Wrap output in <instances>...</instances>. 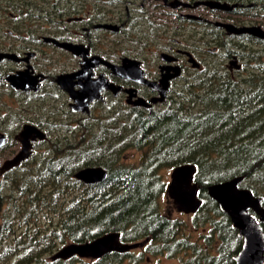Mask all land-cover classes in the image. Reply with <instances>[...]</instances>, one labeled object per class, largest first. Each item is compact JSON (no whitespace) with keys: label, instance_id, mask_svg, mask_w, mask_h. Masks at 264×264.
Instances as JSON below:
<instances>
[{"label":"trees","instance_id":"16d2710c","mask_svg":"<svg viewBox=\"0 0 264 264\" xmlns=\"http://www.w3.org/2000/svg\"><path fill=\"white\" fill-rule=\"evenodd\" d=\"M26 1L6 0L9 11L23 19L43 12L25 10L20 3ZM65 11L51 13L64 17ZM175 104L79 121L80 130L71 129L69 139L8 172L0 181V264H123L131 252H110L90 262L79 256L51 259L70 242L109 232H119L124 242L150 238L155 254L192 249L190 240L180 237L184 221L166 217L159 205L166 191L161 170L186 163L196 165L202 200L192 222L210 225V235L220 241L217 255L205 250L201 258L235 264L243 238L208 186L243 175L241 187L262 197L264 205V61L241 77L209 71ZM129 150L143 151L140 164L124 162ZM87 166L104 167L108 177L92 184L77 179Z\"/></svg>","mask_w":264,"mask_h":264},{"label":"flooded vegetation","instance_id":"af4514ba","mask_svg":"<svg viewBox=\"0 0 264 264\" xmlns=\"http://www.w3.org/2000/svg\"><path fill=\"white\" fill-rule=\"evenodd\" d=\"M70 1L27 0L20 3L25 10L43 12L36 15L33 13L31 19H23L19 12L8 11L10 7L6 0H0V181L4 180L8 172L21 168L26 161H33L34 157L46 153L57 141L69 139L72 127L74 125L80 127L79 121L97 120L98 116L107 117L118 110L155 111L154 108L159 105L171 106L178 102V98L182 99L183 82L187 81L184 79L192 78L195 81L189 89L198 85V73L205 67L203 65L205 58L199 56V51L202 50L198 45L196 23L203 22L207 35L212 32L211 36L214 35L218 44L214 48H209L208 52L219 55L220 46L229 49L228 54L221 55L222 60H229L226 64L229 72L220 73V69L218 72L212 70L223 78L234 75H228L230 72L242 70L245 61L243 58L252 59L254 55L255 58L260 57L258 52L262 53L260 48L264 47V38L252 33H230L226 27L218 26L216 22H229L237 27L260 26L259 24L249 21L235 22L219 17L212 20L193 12L200 6L208 8L209 12L226 14H246L253 12L256 7L258 12L264 8V0H216L233 6L229 10L210 8L207 5L194 7V3L199 0H182L191 5L181 4L173 8L171 6L173 0H163L164 6L172 7L169 13L186 25L185 30L180 33L186 42L183 39H176L174 43L179 47L172 45L168 48L170 57L167 59L162 56V52L165 51L160 53L154 51L155 56L152 55L153 51L151 53L149 51V56L144 58L127 55L114 58V55L110 56L107 53L113 54L116 51H105L106 48H117L115 43L117 44L118 40L109 38L113 33L126 36L128 28L160 24L152 22L151 16H147L150 14L146 8L147 0ZM57 8L67 11L64 17L56 15L54 18L51 11L55 12ZM180 8L186 11L175 12ZM46 16L49 18H44ZM137 33L144 35L143 32ZM233 40L238 41L234 42L237 43L236 46H240L238 43L245 45V53L242 49L236 52L237 56L243 57L241 59H230L234 57L229 48ZM55 41L81 45L87 49L84 51L86 55L75 54ZM125 58L137 61L138 65L128 67L129 75L121 76L113 65L123 64ZM191 58L200 66H195ZM233 59L240 61L239 67L231 63ZM84 66L89 67L82 71ZM88 84L93 85L89 103L84 105V109H78L79 104L72 97V91H80ZM165 87L166 95L163 100H159ZM140 100L142 102L144 100V103L139 104ZM63 117H69L75 123L71 122L63 129L61 124L53 121L55 118L61 121ZM35 128L42 130L45 137L40 138L34 132ZM60 128L67 133L55 136L54 132ZM24 143L30 146V156L22 160L18 166L2 171L6 161L22 151ZM42 145H47L48 148L40 153L39 146ZM194 213L189 212L192 216ZM138 242H141L140 247H143L146 242H151V239L146 238ZM138 248L129 251L132 256L135 255L134 250ZM141 257L139 255L136 259L132 258L131 263L136 264ZM187 264L196 262L193 263L191 259Z\"/></svg>","mask_w":264,"mask_h":264},{"label":"water","instance_id":"95a60500","mask_svg":"<svg viewBox=\"0 0 264 264\" xmlns=\"http://www.w3.org/2000/svg\"><path fill=\"white\" fill-rule=\"evenodd\" d=\"M181 4L185 6L191 5L182 0H173L171 6L176 8ZM199 5H207L210 8H220L223 10L233 8V6L228 3L216 0H199L194 3V7ZM197 18L200 20L202 19V17ZM216 24L226 27L230 33H252L257 37L264 38V29L260 26L237 27L233 23L220 21L216 22ZM55 42L72 50L75 54L81 53L82 55H86L84 51L87 49L81 45L60 43L59 41ZM162 56L165 59L170 57L167 53H163ZM87 60L89 61L91 59ZM191 61L195 66H200L195 59L193 60L191 58ZM231 63L234 65L237 64L239 67L237 60L234 59ZM135 65H138L137 61L125 58L123 64L113 66L119 75L125 76L129 75L130 69H128V67L131 68V66ZM88 67L89 66H84L82 71L88 69ZM166 79L169 81L168 77ZM100 81H102V79H100ZM92 87L93 85L88 84L80 91H72V97H74L79 104L77 106L78 109H84V105L89 103L90 90ZM166 87L162 89V94L158 98L159 100L164 99ZM138 103H144V100L143 102L140 100ZM34 130L40 138L45 137V133L42 130L38 128ZM30 154V146L24 143L22 151L15 157L7 160L2 167V171L18 166L21 161L29 157ZM196 171V165L192 163H186L173 168L172 180L168 185V191L175 199L180 211L188 213L196 212L202 205V200L198 197L199 185L197 181H195ZM75 176L79 180L92 184L104 181L108 177V171L102 166H87L81 168ZM243 179L244 176L240 175L211 184L208 186V194L218 202L221 210L229 215L233 226L238 230V235L243 238L240 251L233 257L235 264H264V228L262 226V223H264L263 198L257 196L251 189L241 187ZM141 245V242H123L119 232H109L91 241L70 242L57 250L51 256V259H69L73 256L98 259L113 251L129 252Z\"/></svg>","mask_w":264,"mask_h":264},{"label":"rangeland","instance_id":"374dc122","mask_svg":"<svg viewBox=\"0 0 264 264\" xmlns=\"http://www.w3.org/2000/svg\"><path fill=\"white\" fill-rule=\"evenodd\" d=\"M73 1H79V0H71ZM67 4L69 2H66ZM139 3V2H138ZM150 3H152L150 5ZM154 4H157L154 5ZM126 5V4H125ZM125 5L122 6V9H124ZM158 5H161L163 7H160ZM132 7V6H130ZM146 8L150 11V14L147 16H151L152 22L156 21L163 25H151V24H145L144 26H137V28H128L129 31L126 33V36L122 35H116L113 33L111 37L109 38H116L118 40V43L115 45L117 48H106L105 51L107 52H113L116 51L113 54L107 53L110 56L114 55V58L122 57V56H134L137 58H144L149 56L148 52L150 53L153 51L152 55L155 56L154 51L161 52L162 53H168V48H171L173 46L179 47L178 44L174 43L176 39H183L181 37V32L185 30L186 25L181 22L178 18H176L174 15L170 14L171 8L170 6H164L163 0H147ZM174 8V7H173ZM9 11V10H8ZM186 10L184 8H180L176 10L175 12H185ZM195 14H199L201 16H204L206 18L217 20V17L219 18H225L226 20H232V21H249L253 24H259L264 29V8L260 9L257 14H226L224 12H209L208 8L204 6L198 7L196 10H193ZM196 30H197V36H198V45L199 48L202 50V52L199 51V56L205 58L204 62V68H202L199 73V79L200 76L202 77L205 73L209 70H215L216 72L219 71L220 73H228L229 68L226 66V64L229 63V60H222L221 55L228 54L229 49L220 46L218 48V52L220 51L219 55L212 54L208 52L209 48H214L218 46L217 42L215 41L214 35L211 37L207 35L206 33V26L202 23H196ZM164 26V27H163ZM163 27V28H162ZM159 28V30L157 29ZM137 29V30H136ZM137 32H143L144 35H139ZM102 34V33H101ZM187 38V37H186ZM237 40V39H236ZM236 40L232 41V44H229L230 51L233 53L232 55L234 57L232 58H243L242 56H237V51L239 49H242L245 53V45L242 43H238L240 46H236L234 42H238ZM191 41V40H190ZM186 42V41H185ZM256 48V45H254ZM262 50V53L258 52V55L260 56L258 61H264V47L260 48ZM167 51V52H166ZM237 52V53H236ZM252 52V51H251ZM250 52H247L249 54ZM256 53V52H255ZM158 54V53H157ZM253 54V53H251ZM230 55V54H229ZM158 56V55H157ZM244 61V68L242 70H235L234 72H230L228 75L233 76H244L247 73H250L254 70V65L257 64V61H250L249 59L243 58ZM234 60V59H233ZM237 60V59H235ZM242 62V61H241ZM237 63L240 64V61H237ZM225 64V67L223 68V65ZM217 69V70H216ZM214 72V71H213ZM187 80V81H186ZM184 91L183 93L186 94L189 91V86L192 85V83H195V81L192 80V78L184 79ZM185 97V95H184ZM181 99L178 98V101ZM177 103V102H175ZM170 104L166 105H159L158 107H155V111L165 110L166 108H174L176 104H173L169 106ZM95 114H97L95 112ZM94 114V115H95ZM61 117V116H60ZM101 117V116H98ZM58 125H62L61 127L65 129V125H70L71 122L74 124L75 122L72 121L69 117H63V120H59L58 118L53 119ZM75 130V132H78L80 130L79 127L74 125L72 127V130ZM72 131H70L71 133ZM55 136L60 134L67 133L64 130H61V128L58 131H55ZM72 139H74V135L71 134ZM48 148V146H39L40 153L45 151ZM124 162L130 165H138L140 164L142 157H143V151L138 150H129L128 152L124 153ZM172 172L173 167H166L161 170V175L164 181L166 182V191L164 194L160 197V209L163 215L170 219H180L184 221V224L181 227V234L183 238L189 239L190 243L194 245V247L188 251H182L177 252L175 255H167V253L164 254H155L152 251L151 243L146 242L145 246L140 247L136 250H134L135 255H133L131 258H128L123 262V264H133L132 258H138L139 255L142 256L136 264H187L193 260V263L196 262V264H209L205 259L201 258V255L205 252V250L210 254L211 256H215L218 254L217 245L220 244V241L218 238H213L214 236H211L210 233H212V228L210 225H198L195 226L193 224L192 215L189 213H185L179 210L177 204L174 201V198L170 195V192L168 191V185L171 183L172 180ZM205 236H211V240L208 241V239L205 238ZM210 242V243H209ZM204 248V249H203ZM201 251V252H200ZM236 255V254H235ZM195 256V260H194ZM87 259V258H86ZM88 262L92 261L91 258L87 259Z\"/></svg>","mask_w":264,"mask_h":264}]
</instances>
